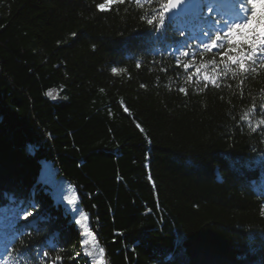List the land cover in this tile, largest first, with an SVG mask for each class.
Returning <instances> with one entry per match:
<instances>
[{"label": "trees", "instance_id": "obj_1", "mask_svg": "<svg viewBox=\"0 0 264 264\" xmlns=\"http://www.w3.org/2000/svg\"><path fill=\"white\" fill-rule=\"evenodd\" d=\"M95 2L0 0L3 249L62 247L63 264H89L84 229L40 179L47 163L76 189L106 264H264V136L237 127L264 99V73L243 99L235 86L185 98L175 29L149 34L147 4L101 14ZM209 24L201 11L179 26L199 36ZM32 201L47 220L26 226L16 212Z\"/></svg>", "mask_w": 264, "mask_h": 264}, {"label": "snow or ice", "instance_id": "obj_2", "mask_svg": "<svg viewBox=\"0 0 264 264\" xmlns=\"http://www.w3.org/2000/svg\"><path fill=\"white\" fill-rule=\"evenodd\" d=\"M126 2H134L139 9H143L145 4L149 6L151 11L142 12L140 15L141 22L148 26L149 34H156L157 38H160L166 36L169 29L174 28L181 38L175 41L169 54L175 61L174 67L183 72L182 83L178 84L176 91L185 98L191 93L205 94L209 89L232 90L235 86L237 91L234 94L243 99L245 81L264 73V0H231L230 10L223 15L216 11L213 0L206 3L201 0L205 21H210V24L199 36H189L179 26L191 10L194 0H98L94 3V9L105 14L118 10L117 6ZM135 66L140 69L142 62L137 61ZM111 72L120 76L127 73V69L112 67ZM140 87L144 88L145 85L141 84ZM99 91L103 93L104 89ZM259 91L264 98V88ZM45 95L52 99L57 98L51 89ZM124 111H128L126 106ZM137 127L141 126L138 124ZM237 127H246L250 134L264 136V99H261L259 105L255 99L252 100L251 106L239 115ZM261 163H264V160ZM149 179L151 180V176ZM67 192L68 194H64L61 191L59 202L66 201L67 206H70L66 211L72 213L73 222L77 226L86 224L89 221V213L79 207L76 189L70 186ZM260 215L264 216V204L261 205ZM16 217L27 222L26 226L40 218L47 220L34 201L26 206L22 204L16 212ZM20 235L23 236L24 233ZM80 236L81 248L89 259V264H106L105 248L95 239L93 231L90 228L82 230ZM88 237L93 238L90 250ZM21 244L23 245V241ZM31 251L27 245L22 248L14 244L11 247L6 246L4 254L0 255V264H32L33 260L36 264H63V258L59 254L63 251L62 247H42L35 250L34 256L29 255Z\"/></svg>", "mask_w": 264, "mask_h": 264}, {"label": "rangeland", "instance_id": "obj_3", "mask_svg": "<svg viewBox=\"0 0 264 264\" xmlns=\"http://www.w3.org/2000/svg\"><path fill=\"white\" fill-rule=\"evenodd\" d=\"M231 2V0H230ZM40 179L41 181H43L44 183L49 184V189L52 190L53 192H55L56 194L60 195L61 191L64 192V194H68L67 190L68 188L71 186L72 188H74L69 182L64 181L61 182L60 179L57 176V171L54 170L51 165L47 164V163H43V169L41 171L40 174ZM66 208L70 207L67 206L66 201H64ZM84 231L88 230V222H86V224H81L80 225ZM1 236V235H0ZM89 239V250L91 249V245H92V237H88ZM95 239L97 240L96 236ZM4 249H3V244L1 242V237H0V255L4 254Z\"/></svg>", "mask_w": 264, "mask_h": 264}, {"label": "water", "instance_id": "obj_4", "mask_svg": "<svg viewBox=\"0 0 264 264\" xmlns=\"http://www.w3.org/2000/svg\"><path fill=\"white\" fill-rule=\"evenodd\" d=\"M195 6H196V2L194 0L193 6H192L191 10L188 13H190L195 8Z\"/></svg>", "mask_w": 264, "mask_h": 264}]
</instances>
